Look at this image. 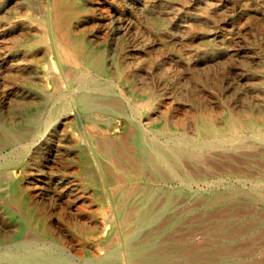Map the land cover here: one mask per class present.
Returning a JSON list of instances; mask_svg holds the SVG:
<instances>
[{"label":"bare ground","instance_id":"6f19581e","mask_svg":"<svg viewBox=\"0 0 264 264\" xmlns=\"http://www.w3.org/2000/svg\"><path fill=\"white\" fill-rule=\"evenodd\" d=\"M159 23L152 0L0 5V264H192L194 208L264 205V178L221 190L264 168V106L193 112Z\"/></svg>","mask_w":264,"mask_h":264},{"label":"rangeland","instance_id":"374dc122","mask_svg":"<svg viewBox=\"0 0 264 264\" xmlns=\"http://www.w3.org/2000/svg\"><path fill=\"white\" fill-rule=\"evenodd\" d=\"M152 1L160 18L159 73L187 95L193 112L201 103L219 116L227 107L264 106V0ZM247 161L230 163L239 175L223 171L222 191L247 192L250 176L264 178V168L256 164L261 161ZM217 173L209 179L215 181ZM259 192L264 194V187ZM194 210L192 244L203 251L193 254L192 264L264 262V205L244 199L208 207L202 221Z\"/></svg>","mask_w":264,"mask_h":264}]
</instances>
